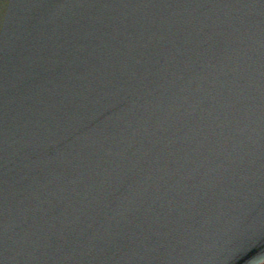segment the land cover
I'll use <instances>...</instances> for the list:
<instances>
[{"label":"water","instance_id":"1","mask_svg":"<svg viewBox=\"0 0 264 264\" xmlns=\"http://www.w3.org/2000/svg\"><path fill=\"white\" fill-rule=\"evenodd\" d=\"M0 264H264V0H0Z\"/></svg>","mask_w":264,"mask_h":264}]
</instances>
